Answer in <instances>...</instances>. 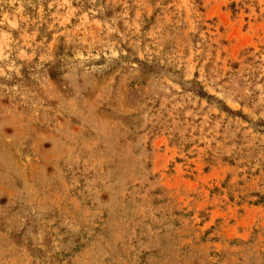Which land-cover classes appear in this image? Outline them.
<instances>
[{"label": "rangeland", "instance_id": "rangeland-1", "mask_svg": "<svg viewBox=\"0 0 264 264\" xmlns=\"http://www.w3.org/2000/svg\"><path fill=\"white\" fill-rule=\"evenodd\" d=\"M0 264H264V0H0Z\"/></svg>", "mask_w": 264, "mask_h": 264}]
</instances>
